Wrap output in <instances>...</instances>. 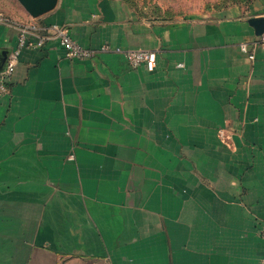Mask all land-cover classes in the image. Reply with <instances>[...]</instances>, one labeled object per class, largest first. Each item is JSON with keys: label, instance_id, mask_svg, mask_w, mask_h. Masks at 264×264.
Instances as JSON below:
<instances>
[{"label": "crops", "instance_id": "crops-1", "mask_svg": "<svg viewBox=\"0 0 264 264\" xmlns=\"http://www.w3.org/2000/svg\"><path fill=\"white\" fill-rule=\"evenodd\" d=\"M0 13V72L17 24L40 26L0 97V264H264V44L240 48L264 0L179 20L122 0ZM54 24L156 66L37 45Z\"/></svg>", "mask_w": 264, "mask_h": 264}, {"label": "built area", "instance_id": "built-area-1", "mask_svg": "<svg viewBox=\"0 0 264 264\" xmlns=\"http://www.w3.org/2000/svg\"><path fill=\"white\" fill-rule=\"evenodd\" d=\"M0 21L7 22L1 13ZM17 27L20 32L18 45L11 53L6 67L0 72V97L7 91L8 82L16 70L21 50L27 46L29 35L37 34L40 30V26L33 21L17 24ZM45 29L47 30L46 33L39 35L40 40L37 45H41L47 37L58 38L66 52V56L69 58L91 59L99 52L113 50L117 53H124L130 65L134 68L145 65L148 70L152 71L156 66L157 54L154 50L140 48L123 50L121 47H111L109 45H103L99 49H90L83 47L74 40L67 26L54 24ZM258 44H264V29L260 34L255 33L254 36H245L240 42V48L243 52L249 54L250 59H254L255 55L252 49ZM220 136L222 139L226 137L223 131L220 132Z\"/></svg>", "mask_w": 264, "mask_h": 264}, {"label": "rangeland", "instance_id": "rangeland-1", "mask_svg": "<svg viewBox=\"0 0 264 264\" xmlns=\"http://www.w3.org/2000/svg\"><path fill=\"white\" fill-rule=\"evenodd\" d=\"M142 18L179 20L208 17L233 6L247 8L254 0H122Z\"/></svg>", "mask_w": 264, "mask_h": 264}, {"label": "water", "instance_id": "water-1", "mask_svg": "<svg viewBox=\"0 0 264 264\" xmlns=\"http://www.w3.org/2000/svg\"><path fill=\"white\" fill-rule=\"evenodd\" d=\"M19 1L33 17H38L44 12L49 11L55 4V0H19ZM258 21H259L258 19L253 20L254 23ZM260 33L258 32L257 34Z\"/></svg>", "mask_w": 264, "mask_h": 264}]
</instances>
